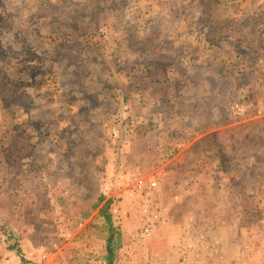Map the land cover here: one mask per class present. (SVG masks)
Segmentation results:
<instances>
[{
	"label": "rangeland",
	"instance_id": "rangeland-1",
	"mask_svg": "<svg viewBox=\"0 0 264 264\" xmlns=\"http://www.w3.org/2000/svg\"><path fill=\"white\" fill-rule=\"evenodd\" d=\"M247 1L0 0V264L107 260L108 201L113 264H128L144 214L170 204L157 167L185 160L180 144L193 164L217 150L259 194L213 262L264 264V12ZM145 147L150 165L130 153ZM172 250L155 245L164 264H193Z\"/></svg>",
	"mask_w": 264,
	"mask_h": 264
},
{
	"label": "crops",
	"instance_id": "crops-1",
	"mask_svg": "<svg viewBox=\"0 0 264 264\" xmlns=\"http://www.w3.org/2000/svg\"><path fill=\"white\" fill-rule=\"evenodd\" d=\"M251 1H247L245 4L247 11L258 9L264 12V0L263 3ZM239 2H244V0H239ZM250 5H253V7H250ZM243 8L244 6H242ZM263 15L258 19L264 21ZM182 146L184 145L180 144L178 146V150L180 149L178 154L187 150L188 156L185 160L172 158L166 163L159 160L162 163L161 166L157 167L159 169L158 177L160 178V195H163L165 202L170 204L165 207L164 214H157V224L149 238L140 240L137 238V231H135L134 235H136L135 238L138 241L133 244L136 245L134 251L138 253L133 255L128 264H164L161 261L162 256L155 253L157 243L165 244L167 248L173 249V252L183 246L184 252L189 250L194 256H185L184 254L180 256L175 253L177 259L186 260L191 257L189 260L193 264H201V259L195 250L207 249V252H209L208 259L212 260L209 264H219L213 262L214 257L212 258L213 252L217 250V244H231L236 234H244L246 228L241 223L242 217L247 219L246 214H248V211L254 213L249 210L248 205L250 204L249 200L259 199L258 193L247 194L244 190L243 180L227 173L220 160L207 158L206 161V158H203L202 161H195L197 165L193 164L194 158L191 157H194V149H186ZM152 150L150 147H145L143 153L135 149H131L130 153L137 155L144 163L150 165ZM183 163L186 165L191 164L190 170L184 172ZM219 179L222 180L220 183L218 182ZM0 192L3 194L0 195V198H5L4 195L8 192L7 186ZM187 202L188 204L191 202L193 214H187L189 213L186 210L188 208L186 207ZM131 224L130 232L123 234L127 237V240L130 238L129 235L132 236L133 234L134 229ZM18 247L20 245L15 247L18 254H22L19 253L20 249ZM59 260L56 259L54 263L81 264L76 259L65 263ZM88 262L87 264H107L105 259L99 261L91 259Z\"/></svg>",
	"mask_w": 264,
	"mask_h": 264
},
{
	"label": "trees",
	"instance_id": "trees-1",
	"mask_svg": "<svg viewBox=\"0 0 264 264\" xmlns=\"http://www.w3.org/2000/svg\"><path fill=\"white\" fill-rule=\"evenodd\" d=\"M260 42L262 43V45H264V36L260 37ZM220 148H219V152L221 153L222 150ZM210 151L211 150L207 151L205 156H207L208 158H211L212 156H218L217 155V153H218L217 150H215L217 153L214 152V151H212V152H210ZM220 162H221V160H220ZM110 205H111V203H110V201H108L99 210V213H100L99 216H101V218H103L105 220V225L107 226V228L109 230V233H110V236H109V238L107 240V256H106L107 264H113V262H114V250H115L114 247L118 243L119 237H120V234H117V232H116L117 230H116V228L114 226V222L112 220V215L109 213ZM15 247H16V245L13 246V248H15ZM19 253H21V252L19 251Z\"/></svg>",
	"mask_w": 264,
	"mask_h": 264
},
{
	"label": "built area",
	"instance_id": "built-area-1",
	"mask_svg": "<svg viewBox=\"0 0 264 264\" xmlns=\"http://www.w3.org/2000/svg\"><path fill=\"white\" fill-rule=\"evenodd\" d=\"M136 186L139 188H142L143 190L147 188L146 181L143 177L139 176L136 178ZM149 188H156L158 186V183L156 180L150 181L148 184ZM156 219V220H155ZM144 225L140 230V234L142 237H149L153 230L155 225L157 224V214H144ZM46 255H44L45 257Z\"/></svg>",
	"mask_w": 264,
	"mask_h": 264
}]
</instances>
